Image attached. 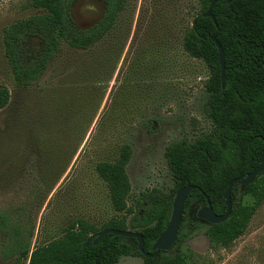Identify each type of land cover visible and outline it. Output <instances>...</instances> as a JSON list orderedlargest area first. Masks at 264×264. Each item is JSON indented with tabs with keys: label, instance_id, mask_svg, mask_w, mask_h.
<instances>
[{
	"label": "rangeland",
	"instance_id": "obj_1",
	"mask_svg": "<svg viewBox=\"0 0 264 264\" xmlns=\"http://www.w3.org/2000/svg\"><path fill=\"white\" fill-rule=\"evenodd\" d=\"M29 2L0 0V85L11 94L0 111V209L21 204L33 184L41 187L32 210L33 248L61 238L77 220L98 226L116 215L95 167L115 161L121 146L132 149L126 167L131 205L141 192L170 191L166 147L194 141L211 124L205 115L207 69L182 47L200 0H128L109 44L99 48L98 59L112 41L118 49L104 67L98 60L100 79L76 76L85 63L68 69L61 52L39 83L22 92L4 57L2 36L11 23L35 13ZM102 12L101 4L90 1L73 9L81 28ZM31 47L39 46L32 41ZM183 246L194 253L193 264H264V204L229 249L212 251L204 234ZM117 264L144 262L125 256Z\"/></svg>",
	"mask_w": 264,
	"mask_h": 264
},
{
	"label": "trees",
	"instance_id": "obj_2",
	"mask_svg": "<svg viewBox=\"0 0 264 264\" xmlns=\"http://www.w3.org/2000/svg\"><path fill=\"white\" fill-rule=\"evenodd\" d=\"M79 1L30 0L29 7L35 13L14 21L4 30V57L17 89L26 92L39 83L61 52L70 64L68 69L85 63L80 65L84 67L82 72L77 69L76 76L86 74L87 78L100 79L103 70H99L118 49H114L112 41V46L103 50L98 59L99 48L110 41L128 0H86L103 7L100 20L89 28L77 26L74 20V5ZM212 1L200 0L199 12L182 38L187 56L201 61L207 69L205 115L211 130L192 142L175 141L166 147L164 156L173 182L170 191L147 190L128 204L131 184L126 167L132 149L124 144L115 161H102L95 167L106 185L115 216L98 226L77 220L61 238L32 248V210L41 191L38 184H33L30 197L21 204L0 209L2 262L117 264L122 257L129 256L142 258L144 264H193L194 253L183 245L196 234L206 236L212 251L229 249L245 234L264 204V168L251 185L232 189L230 216L223 223H205L196 213L206 205V196L214 213L223 215L226 210L223 195L228 185L252 173L264 152V0H216L212 10L214 22L203 17ZM211 37H215L224 52V89L218 51ZM32 41L39 47L32 48ZM98 60L102 66L96 65ZM10 100V92L0 85V111ZM187 184L199 188L201 193L193 190L188 194L177 239L170 251L148 259L139 253L135 239L111 234L96 245L95 238L86 244L90 236L96 237L106 229L131 231L141 235L144 252L152 255L153 244L170 220L175 194Z\"/></svg>",
	"mask_w": 264,
	"mask_h": 264
},
{
	"label": "water",
	"instance_id": "obj_3",
	"mask_svg": "<svg viewBox=\"0 0 264 264\" xmlns=\"http://www.w3.org/2000/svg\"><path fill=\"white\" fill-rule=\"evenodd\" d=\"M230 1L231 0H228V2H230ZM79 2L85 3L87 1L81 0ZM216 2H217L216 0H213L211 2V4L209 5L207 11L203 14L204 18H209L213 22H214L215 18H214V15L212 13V10H213V7L216 4ZM99 20H96V21L94 20L95 22L93 21L92 23L85 26V28H89L90 26H92L93 24L98 22ZM211 40L215 44L217 51H218L219 64H220L221 88L224 89L225 88L224 52H223L220 44L218 43V41L215 39V37H211ZM263 168H264V152L262 153V155L260 157L259 166L252 173L248 174L245 177L236 178L228 185L227 190L223 195L224 204L226 207V210H225L223 215L215 214L212 207H211V204H210L208 198H206V196H204L205 201H206V205L204 207H201L197 211L196 217L199 220L204 221L205 223H208L211 225H218V224L226 221L229 218L230 212H231L230 194H231L232 189L235 186L247 187V186L251 185L254 182L255 178L261 173ZM193 190H196V191L201 193V190L199 188L192 186L190 184H187L186 186H184L183 188L179 189L176 192L174 200H173V204H172V212H171L170 220H169V222L165 228V231L158 237V239L153 244L151 250L154 253L152 255L146 254L144 252V249H143L144 242H143L141 235H139L135 232H131V231H118V230H114V229H106V230L99 232L96 235V237L90 236L87 239L86 244H89L95 238L93 244L96 245L101 240L102 237H104L107 234H111V235L118 236V237L135 239L137 241V248H138L139 253L148 259L156 257V255H158V253H160V252L170 251V249L172 248V246L174 245V243L177 239L178 229H179V225L181 222L182 209H183L185 200H186L188 194Z\"/></svg>",
	"mask_w": 264,
	"mask_h": 264
}]
</instances>
